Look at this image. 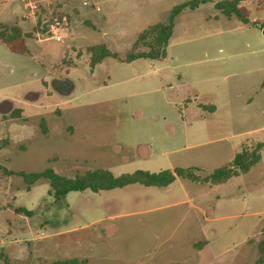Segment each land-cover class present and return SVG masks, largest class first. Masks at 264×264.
<instances>
[{"label":"rangeland","instance_id":"rangeland-1","mask_svg":"<svg viewBox=\"0 0 264 264\" xmlns=\"http://www.w3.org/2000/svg\"><path fill=\"white\" fill-rule=\"evenodd\" d=\"M186 1L45 2L31 19L19 2L0 0V21L31 33L28 54L0 43V166L66 177L196 167L203 177L264 142V0L241 2L258 27L220 14L221 0L185 9L165 58L138 60L143 68L123 62L142 30ZM53 11L68 15L66 32L42 41L37 18ZM101 44L117 58L90 66L87 48ZM73 67L80 80L65 74ZM260 155L218 185L176 178L165 188L70 192L60 202L46 180L28 190L0 170V251L7 264H254L264 238Z\"/></svg>","mask_w":264,"mask_h":264},{"label":"trees","instance_id":"trees-1","mask_svg":"<svg viewBox=\"0 0 264 264\" xmlns=\"http://www.w3.org/2000/svg\"><path fill=\"white\" fill-rule=\"evenodd\" d=\"M243 0H221L214 3V8L223 16L230 19L235 17L244 26H259V22L250 18L249 11L241 5ZM210 0H190L174 6L170 12L166 22H158L152 24L142 30L137 36L132 49L128 51L123 62L130 63L137 59L159 60L166 56V46L172 35L174 21L176 17L185 9L194 10L200 4H205ZM61 5H58V8ZM68 15L64 11L51 12L48 18H37L36 28L40 32L45 30V24L52 18L61 20ZM264 23L259 26L263 28ZM31 33H24L17 23L0 22V43H2L10 52L15 54H28L26 46V38ZM140 48H143L140 49ZM89 53L90 66L101 63L105 58H117L105 45H93L87 48ZM43 133H46L45 123H40ZM3 144L7 141L3 140ZM264 149V143L257 144L253 149H243L237 153L227 166L215 169L210 174L201 177L195 172L199 169L196 167L181 168L176 167L159 172H149L146 170H136L133 173H125L115 176L106 169H96L88 171L84 174L75 175L74 177H66L56 173L51 168H47L41 172L25 173L23 171L11 172L6 171L0 166V170L11 175L14 174L22 178L26 189L40 180H46L49 185L48 195L55 201L60 202L65 199L70 192H82L89 190L91 192H99L123 188L132 184H140L145 187L165 188L172 184L176 178L188 179L199 184L218 185L225 183L231 177L247 173L260 158V151ZM15 212L18 214L32 215L31 211L22 207H16ZM0 264H7L6 257L0 251ZM51 264H85L76 258L55 261ZM254 264H264V238L257 243V259Z\"/></svg>","mask_w":264,"mask_h":264},{"label":"built area","instance_id":"built-area-1","mask_svg":"<svg viewBox=\"0 0 264 264\" xmlns=\"http://www.w3.org/2000/svg\"><path fill=\"white\" fill-rule=\"evenodd\" d=\"M19 2L23 8L26 10V14L24 17L26 18H35V14L37 10L44 6V3L46 5L49 4V2H56V3H64V2H77L81 6L89 9H95L96 8V0H14ZM65 16L59 20L57 18H52L51 20H48L45 24V30L43 32H39L38 34L41 35V39L43 40H54V41H61L63 33L66 32L65 27Z\"/></svg>","mask_w":264,"mask_h":264},{"label":"crops","instance_id":"crops-1","mask_svg":"<svg viewBox=\"0 0 264 264\" xmlns=\"http://www.w3.org/2000/svg\"><path fill=\"white\" fill-rule=\"evenodd\" d=\"M0 22H5V23H10V22H8V21H0ZM11 23H16V22H11ZM2 44V43H1ZM3 45V44H2ZM6 48V47H5ZM138 60H143V59H137V60H135V61H132V62H130V63H126V64H132L133 66L132 67H138V68H143V67H145V65L144 64H140V63H137L138 62ZM144 60H147V59H144ZM100 65V64H99ZM150 66V65H149ZM74 68V69H73ZM73 68H70V69H67V70H65V74L67 75V76H73L74 74L76 75L77 73H76V68H78V67H73ZM76 80H80V78H79V76L78 75H76V76H73ZM88 81V80H87ZM262 143H264V142H262ZM260 160H261V158H260ZM264 230V229H263ZM250 241V240H249ZM248 241V242H249ZM203 245V244H202Z\"/></svg>","mask_w":264,"mask_h":264},{"label":"water","instance_id":"water-1","mask_svg":"<svg viewBox=\"0 0 264 264\" xmlns=\"http://www.w3.org/2000/svg\"><path fill=\"white\" fill-rule=\"evenodd\" d=\"M261 34L264 36V27L261 29Z\"/></svg>","mask_w":264,"mask_h":264}]
</instances>
